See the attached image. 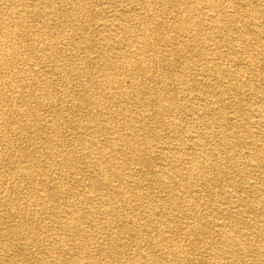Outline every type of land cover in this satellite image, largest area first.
<instances>
[{"label": "bare ground", "instance_id": "1", "mask_svg": "<svg viewBox=\"0 0 264 264\" xmlns=\"http://www.w3.org/2000/svg\"><path fill=\"white\" fill-rule=\"evenodd\" d=\"M110 1L0 0V264H264V0Z\"/></svg>", "mask_w": 264, "mask_h": 264}, {"label": "rangeland", "instance_id": "2", "mask_svg": "<svg viewBox=\"0 0 264 264\" xmlns=\"http://www.w3.org/2000/svg\"><path fill=\"white\" fill-rule=\"evenodd\" d=\"M109 2H111L110 0H93V2H92V4L94 5L93 6V8H92V11H94L95 13H96V16L98 15V18H101L105 13H107V12H109L110 13V11H112V12H115V10H117L118 12L119 11H121L124 7H127V5L128 4H126V3H120V2H118V3H116L115 5H113V4H110ZM32 4V1H30L29 2V4ZM108 5V6H107ZM32 6V5H31ZM135 6L136 7H139L137 10H138V13H140V8H141V6L140 5H138V4H135ZM118 7V8H117ZM103 10H106L107 12H104ZM98 11H99V13H98ZM136 12V11H135ZM137 13V12H136ZM135 13V14H136ZM81 20L82 21H87L88 20V17L87 16H83L82 18H81ZM88 22H92L91 20L90 21H88ZM36 23H38V22H36ZM124 23H128V22H126V21H124ZM130 23V22H129ZM133 24H135V23H133ZM93 35H96L97 34V32H95L94 31V33H92ZM96 50H99L98 48H96ZM84 54L83 53H80L79 54V57H82ZM157 86H159V85H157ZM80 87L79 86H77L76 87V89H75V91H79L78 89H79ZM173 88H174V86H173ZM180 89H177V90H175V89H173V90H171V92H173V93H175V94H179L180 95ZM247 104H251L250 103V101L247 103ZM77 117H79V114L77 113ZM65 136L63 137V139L64 140H66V141H64V142H69V140H70V138H71V136H70V132H68V131H66L65 132V134H64ZM14 141H17V143H20L21 142V140H13V142ZM5 163V165H4V167H2L1 168V170H4V169H6V164L8 165V160L6 161V162H4ZM85 174H87V173H85ZM79 177V176H78ZM15 181L19 184V186L22 188V189H20L22 192H25V193H33V192H35L36 190H37V188H38V186H33V185H30V184H28V182L25 180V178H23L22 177V174H20V173H17L16 174V179H15ZM21 181V182H20ZM26 190V191H25ZM158 189H154L153 190V192L155 193V194H158ZM14 194V193H13ZM11 195V197H14V195ZM134 205H138L139 206V202L138 201H136V202H134L133 203ZM143 206V207H142ZM142 208H147V206H148V204L147 203H143L142 204ZM145 208V209H146ZM0 216H1V218H3V219H5L2 223H0V224H4V225H6V223L5 222H7L8 224H11V220H10V218H8V216H6V215H4L3 214V211H2V209L0 208ZM213 216H216L215 214H213ZM7 218V219H6ZM54 222H48L46 225H48L49 227H50V225L51 224H53ZM86 225V227H88L87 225L88 224H85ZM52 232H55V230H52ZM100 232H102V231H100ZM100 234V236H95L94 235V240L95 241H98L99 242V244H103L104 243V241H105V244H104V246L108 243V238L106 237V236H104L103 234H101V233H99ZM103 236V237H102ZM120 240V244L121 243H123V239L121 238V239H119ZM117 243H119V242H117ZM135 249V247H129V249H122V248H120V250H123V252H124V258L123 259H133L134 258V250ZM126 251L128 252V253H126ZM14 259H17V257H14ZM105 259V258H104ZM111 259H115V258H111ZM133 260H137V264H142V260L141 261H139L138 259H133ZM96 261H98L99 263H103L104 262V260H103V258H100L98 255H97V259H96ZM118 262V263H117ZM106 263H108L109 264V262H106ZM113 263H115V264H127V263H122V262H120V260H118V261H116V262H113Z\"/></svg>", "mask_w": 264, "mask_h": 264}]
</instances>
